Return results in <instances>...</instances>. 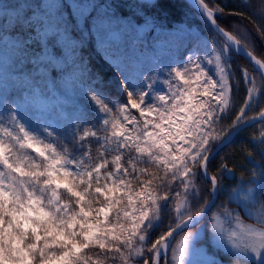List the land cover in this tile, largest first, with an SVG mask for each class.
I'll return each mask as SVG.
<instances>
[{"label":"rangeland","instance_id":"rangeland-1","mask_svg":"<svg viewBox=\"0 0 264 264\" xmlns=\"http://www.w3.org/2000/svg\"><path fill=\"white\" fill-rule=\"evenodd\" d=\"M17 1L18 7L0 2V29L1 18L26 16L22 12L26 7L32 15L45 12L46 5L61 4V0ZM116 1L132 11L140 8L127 0ZM76 4L71 0L73 12L86 13V5ZM100 17L94 32H102L109 19L122 33L109 51L96 45L104 66L112 71L109 82L120 95L87 78L80 53L83 43L75 52L74 71L66 65L43 75L36 74L31 63H22L40 50L35 47L38 42L25 49L19 46L20 37L0 33V264H79L82 251L104 235L103 224L116 210L129 217L130 225L123 222L124 232L127 227L134 231L162 203L145 190L130 195L123 161L151 157L189 186V163L205 155L206 129L227 106L226 68L218 52L213 53V66L193 71L192 65L174 62L188 43L182 32L176 36L177 44L167 41L171 33L150 28L151 24L133 20L120 24L105 14ZM93 140L100 156L90 148ZM260 184L256 179L251 185L239 184L225 202L238 204L253 222L220 203L210 213L207 227L199 223L174 238L167 260L264 264V211L257 204ZM186 200L175 209L179 222L187 217ZM160 244L164 247L165 237L156 250ZM207 245L230 256L231 262L222 261Z\"/></svg>","mask_w":264,"mask_h":264},{"label":"trees","instance_id":"trees-1","mask_svg":"<svg viewBox=\"0 0 264 264\" xmlns=\"http://www.w3.org/2000/svg\"><path fill=\"white\" fill-rule=\"evenodd\" d=\"M1 1H7L14 7L20 5L17 0ZM203 1L210 9L214 10L217 23L233 34L264 62V0ZM77 2L79 4L76 5L81 8L80 0ZM93 2L99 5L94 13L96 18L92 19L93 32L96 22L102 19L100 17L102 14L115 18L120 24L132 20L137 24H151L150 28L156 27L166 34L171 33L170 35L173 37L167 38V41L177 42V44L176 36L181 35L182 32L183 38H186L188 43L174 62H184L183 64L194 66V68L192 67L193 71L195 68L199 70L200 67L213 66L215 61L213 53L218 52L220 63L226 68L229 88L228 103L221 114L211 121L209 123L211 125L206 129L209 136H207L205 155L189 163L191 174L187 173L186 177L189 178L190 185L186 184V180H175L174 174L167 166L151 157L141 156L136 159L124 160L123 180L130 195L134 197L141 190H145L162 205L151 212L148 220L140 224L138 228L132 231L127 227L126 232L123 229V222L130 225L128 224L129 217L126 216L127 213L119 214L116 210L103 224L104 235L82 251L79 261V264H126L128 261H133L134 264H151L156 252L155 245L179 222L175 217V209L180 202L183 199H187V203L189 202L187 216L200 211L208 202L212 187L210 182L202 176V160L219 140L239 122L264 109V82L253 70L252 65L235 54L185 0H156L155 3L127 0V3L139 5L140 8L135 11L126 9L116 0H89V3L86 4L88 8L85 9V14L92 12L91 3ZM101 3H105L112 11L105 12L100 6ZM70 6L71 0H61L58 10L69 20H72ZM22 12L26 16L31 15V10L28 7L24 8ZM18 18L19 13L13 18H1L3 27L0 29V33L20 38L27 37L31 29L25 30L19 27L16 23ZM85 27H87V23ZM72 36L76 38L81 36V33L73 30ZM49 42L55 53L63 52L51 38ZM96 45L95 35H89L80 46V53L83 55L82 63L88 70L87 78L108 93L120 95L116 87L109 82L112 71L104 66L102 58L97 53ZM137 45L142 46L139 43ZM35 47L40 49L39 43H36ZM186 52H191L187 58H185ZM193 71L192 74H194ZM52 72L55 71L52 69ZM251 91L253 96L250 98ZM90 148L95 156H100L98 142L91 141ZM207 170L216 180L218 197L207 215L197 224L204 223L207 227L210 213L217 209L220 203L238 210L239 216L243 220L253 222L243 213L238 204L225 202L228 193L239 184L251 185L256 179L261 181L257 189V204L264 211V121L255 123L238 133L229 144L210 159ZM166 197H168L167 202L164 201ZM117 217L120 220H117ZM197 224L184 229L181 233L195 229ZM207 249L222 261L231 262L230 256L221 250L212 249L211 245H207ZM160 264H164V257L160 258ZM166 264H171L170 259L166 260Z\"/></svg>","mask_w":264,"mask_h":264},{"label":"snow or ice","instance_id":"snow-or-ice-1","mask_svg":"<svg viewBox=\"0 0 264 264\" xmlns=\"http://www.w3.org/2000/svg\"><path fill=\"white\" fill-rule=\"evenodd\" d=\"M83 8L89 0H80ZM71 7V6H70ZM92 12L85 14L84 11H72V20L64 16L58 10L55 4L46 5V11H39L30 16L22 15L18 18L19 27L31 31L28 32L27 38L21 37L20 47L28 48L33 42H38L40 50L33 56H28L22 63H31L36 74L47 75L52 68L62 70L66 65H72L74 71L78 65L75 62L76 49L88 38L89 35H95L97 44L103 50L109 51L117 45L122 37L120 30L112 28V21L104 20L102 32H93L92 19H95L94 13L99 8L96 3H91ZM87 23V27L85 24ZM73 30L81 33V39L77 40L72 37ZM55 38V44L63 50L61 56H56L49 46V38ZM2 75V73H0Z\"/></svg>","mask_w":264,"mask_h":264},{"label":"water","instance_id":"water-1","mask_svg":"<svg viewBox=\"0 0 264 264\" xmlns=\"http://www.w3.org/2000/svg\"><path fill=\"white\" fill-rule=\"evenodd\" d=\"M137 1L145 3L156 2V0ZM185 1H187L199 13V15L206 21V23L213 30V32L217 36H219V38H221L235 54L241 56L252 65L253 70H255L259 74V76L264 82V62L258 57H256L233 34L222 28L217 23L214 17V10L210 9L203 0ZM100 6L106 12L112 11V9L109 8L105 3H101ZM261 121H264V109L252 115L251 117L239 122L231 131H229L224 137H222L219 142L212 148V150L205 156L201 163V173L202 176L211 184L212 189L210 192V198L200 211L183 218L180 222L175 225V227L170 232L166 234V244L164 245V247H162L161 244L157 247L151 264H158V258L162 255L164 257V264H166L167 254L174 238L184 229L189 228L197 224L200 220H202L215 204L218 197V185L216 183V180L211 176V174L207 170V164L210 159H212L224 146L229 144L238 133L252 126L253 124ZM164 201L167 202L168 197H166Z\"/></svg>","mask_w":264,"mask_h":264}]
</instances>
